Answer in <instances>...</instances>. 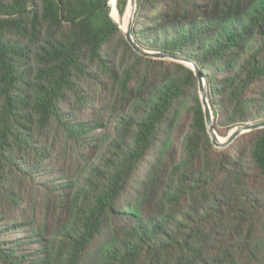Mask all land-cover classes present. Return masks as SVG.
Listing matches in <instances>:
<instances>
[{"label":"trees","instance_id":"16d2710c","mask_svg":"<svg viewBox=\"0 0 264 264\" xmlns=\"http://www.w3.org/2000/svg\"><path fill=\"white\" fill-rule=\"evenodd\" d=\"M108 4L0 0V264H264V127L215 147L194 70ZM131 31L196 62L218 134L264 120V0H137Z\"/></svg>","mask_w":264,"mask_h":264},{"label":"water","instance_id":"95a60500","mask_svg":"<svg viewBox=\"0 0 264 264\" xmlns=\"http://www.w3.org/2000/svg\"><path fill=\"white\" fill-rule=\"evenodd\" d=\"M128 2L132 6V12H131V15L129 18V23H128L126 29H123L120 26V24L118 23V21H116L113 18V16L110 14V6L108 4L106 8L109 10L110 17L118 25V27L124 32V35H125L128 43L132 46V48L136 52H138L144 56H148V57L178 61V62H181V63L189 66L190 68H192L194 70L195 75L198 78L199 93H200V98H201V102H202L203 109H204V118H205L206 127H207V130H208L209 135L211 137V142L213 143V145L215 147L224 148L227 145H229L239 135H241L245 132L254 130V129L264 127V120L241 124V125L235 126L232 129H230L228 134L223 137V140H220V137H222V136H220L217 133V131L215 130L214 115H213V111H212V108H211V105L209 102V98H208L206 82H205V79L199 70L198 65L196 64V62L193 59L186 57V56H183L181 54L169 53L166 51L149 50V49H145V48L141 47L139 44H137V42L133 38L132 31H131L132 24H133V17H134V13L136 10L137 0H128Z\"/></svg>","mask_w":264,"mask_h":264},{"label":"bare ground","instance_id":"6f19581e","mask_svg":"<svg viewBox=\"0 0 264 264\" xmlns=\"http://www.w3.org/2000/svg\"><path fill=\"white\" fill-rule=\"evenodd\" d=\"M111 1L116 2L117 0H111ZM116 5L112 9V14H113L115 20L118 21L122 25L123 29H126L128 23H129V18H130L131 12H132V6L129 2H127L126 7H125V11H124L123 15L121 16L119 14L117 8H116ZM110 9H111V7H110ZM121 19H122V22L120 21ZM220 140H223V137H220Z\"/></svg>","mask_w":264,"mask_h":264},{"label":"rangeland","instance_id":"374dc122","mask_svg":"<svg viewBox=\"0 0 264 264\" xmlns=\"http://www.w3.org/2000/svg\"><path fill=\"white\" fill-rule=\"evenodd\" d=\"M112 3V4H111ZM117 4V1L116 2H112L111 0H110V7H111V9H110V14L113 16V14H112V9H113V7ZM116 8H117V5H116ZM118 10V9H117ZM125 11V10H124ZM113 18H114V16H113ZM115 19V18H114ZM121 22H122V19L120 20ZM119 23V22H118ZM120 24V23H119ZM120 26L122 27V25L120 24ZM123 28V27H122ZM220 135V134H219ZM220 136H222V135H220ZM222 137H224V136H222ZM18 236H20V234L19 233H16V234H13V235H10V237H12V238H14V237H18Z\"/></svg>","mask_w":264,"mask_h":264}]
</instances>
